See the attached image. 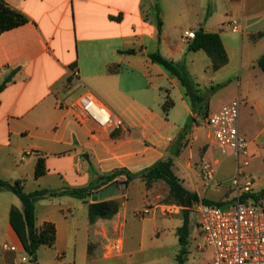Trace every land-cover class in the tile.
<instances>
[{"label": "crops", "instance_id": "1", "mask_svg": "<svg viewBox=\"0 0 264 264\" xmlns=\"http://www.w3.org/2000/svg\"><path fill=\"white\" fill-rule=\"evenodd\" d=\"M6 1L29 21L0 34V83L12 77L0 93V180L21 181L26 193L96 192L112 184L107 178L116 172L139 174L171 160L182 185L205 203L236 201L216 194L225 177L222 168L235 165L237 156L212 144L207 120L239 98L240 133L248 142L244 155L264 156V70L259 65L264 0ZM234 19L240 32L229 26ZM200 29L222 40L228 62L218 70L205 51H189L192 40L183 38L186 30ZM156 52L184 64L190 75L204 76L202 85L218 84L206 124L179 80L151 60ZM222 93L226 97L214 105ZM84 95L96 98L123 125L101 127L80 117L75 104ZM39 159L46 173L37 178ZM205 161L218 163L209 186L201 174ZM125 180L119 175L113 182ZM133 186L141 188L138 200H130ZM169 191L163 180L147 188L134 179L113 198L121 201L120 211L94 224L91 197L89 202L69 195L38 200L36 226L54 224L56 240L38 249L37 264H149L150 256L166 247L178 259L184 207ZM249 199L245 202H254ZM23 209L16 194L0 187V264H34L10 221L13 210ZM194 212L200 232L201 217ZM195 232L189 221L187 254L197 251ZM116 239L122 240L123 252L109 255L105 248Z\"/></svg>", "mask_w": 264, "mask_h": 264}, {"label": "trees", "instance_id": "2", "mask_svg": "<svg viewBox=\"0 0 264 264\" xmlns=\"http://www.w3.org/2000/svg\"><path fill=\"white\" fill-rule=\"evenodd\" d=\"M29 21L28 17L17 9L12 8L6 0H0V34L3 32L23 25ZM161 29V23L159 25ZM189 51H205L212 60L213 69L218 70L228 62V56L225 51L222 40L218 34L206 33L203 29L196 32L195 38L189 44ZM128 53H134L133 50ZM152 61L165 67L179 82L185 87L187 95L192 100L194 112L200 116L209 115V98H206L204 94L200 93V90L195 87L196 84L192 83L189 78L187 69L184 64L175 63L169 59H166L159 52L149 55ZM259 65L264 70V57L260 59ZM12 77H8L4 82L0 83V93L4 90L7 83ZM214 89V88H213ZM192 121H195L192 119ZM173 162L171 160L164 161L156 164L153 167L148 168L146 171L139 174H132L127 171H120L110 175L107 178L108 183H113L114 179L119 175L126 176V182L128 185L134 179L140 178L147 188L159 180H163L169 186V197L177 204L191 205L194 201L199 200V196L187 190L181 180L175 175L172 170ZM46 173L45 162L43 159H39L35 176L37 178L43 176ZM0 187L9 190L16 194L24 205L23 212L13 210L11 213L10 221L20 237L26 252L31 257V262L37 264V251L41 246H52L56 240V230L52 223H46L43 228L36 226V202L45 197H55L69 195L89 202L93 190L90 188H69L63 191L51 192L48 190H36L32 193H26L23 189L21 181L9 183L0 180ZM261 197L264 194H260ZM258 194L246 193L242 196V201L252 198L255 203H258ZM217 205L221 206L220 203ZM122 203L118 199H110L105 201L91 202L89 203V219L90 223L94 224L100 219H111L121 209ZM189 232V217L185 216L184 224L179 230L180 240L183 245L182 253H186V239ZM182 261H179L181 264Z\"/></svg>", "mask_w": 264, "mask_h": 264}, {"label": "built area", "instance_id": "3", "mask_svg": "<svg viewBox=\"0 0 264 264\" xmlns=\"http://www.w3.org/2000/svg\"><path fill=\"white\" fill-rule=\"evenodd\" d=\"M234 32L242 30L238 20L229 24ZM193 31L186 30L183 38H195ZM241 100L234 99L208 117L207 125L212 144L221 153H234L237 158L246 153L248 142L239 128ZM75 108L82 118H89L101 127H120L122 120L114 117L110 110L91 95L81 96ZM218 172L217 161H205L201 165L203 184L211 185ZM239 185V181H236ZM251 182H247L244 192H238L235 202L227 209L204 200L196 201L192 208L200 214V234L204 247L212 249V264H264V209L258 203H246L242 196L251 193ZM110 251L120 254L123 250L121 239L110 243ZM22 261L26 262L27 258Z\"/></svg>", "mask_w": 264, "mask_h": 264}, {"label": "rangeland", "instance_id": "4", "mask_svg": "<svg viewBox=\"0 0 264 264\" xmlns=\"http://www.w3.org/2000/svg\"><path fill=\"white\" fill-rule=\"evenodd\" d=\"M200 68V67H199ZM199 72L200 71H196ZM213 72V71H212ZM213 74V73H212ZM189 78L191 79L192 83L196 84L195 87L200 90V93L204 95H209L208 98H211L219 89L218 84H214L212 86H204L202 82L205 81L204 76H193L190 75L188 72ZM200 75V74H199ZM207 77H210L209 74H206ZM214 88V89H213ZM207 97V96H206ZM226 97V94H220L215 96L213 100V104H217L221 99ZM213 111V109H211ZM200 120L202 123L206 124V118L204 115H200ZM217 148V147H216ZM218 149V148H217ZM219 150V149H218ZM235 165H225L222 168L224 171V179L221 180L219 185L221 186L219 191L216 193L217 195H225L228 194V197H236L238 192L243 193L245 184L247 182H251V193L258 194V205L264 209V196L261 198L260 194H264V156L255 157L251 159L248 155H244L243 153L240 155L239 159H234ZM247 162V163H246ZM239 181V185L236 183ZM141 192V188L137 186L130 187L128 190L130 200H138L139 195ZM74 200V199H72ZM250 201L253 199L250 198ZM254 201V200H253ZM230 201L221 202L220 205L223 209H227L229 207ZM183 206L182 211V219L185 216L189 217L190 224H192L193 228L196 229L195 232V239H196V248L197 251L194 254H187L182 253L183 245L180 246L179 251L177 252L178 259L176 258L175 254H172V251L166 247L161 253L153 254L150 256L149 264H179L181 260V264H212L213 256H212V249L209 247H204L201 234L197 229V221L199 220L198 214L194 212V209L191 205H181ZM132 241L128 239V245H131ZM100 247V243L97 245ZM130 248V247H129ZM110 242L107 244L105 248L106 253L109 255H116L110 251ZM102 251V247H101ZM104 252V250H103ZM123 250L120 252L122 253ZM156 258H160L158 260H154Z\"/></svg>", "mask_w": 264, "mask_h": 264}, {"label": "water", "instance_id": "5", "mask_svg": "<svg viewBox=\"0 0 264 264\" xmlns=\"http://www.w3.org/2000/svg\"><path fill=\"white\" fill-rule=\"evenodd\" d=\"M127 187H128V182L126 181L113 182L112 184L106 186L105 188L99 191L93 192L91 194V200L93 202H98V201H105V200L113 199L119 196L122 193V190Z\"/></svg>", "mask_w": 264, "mask_h": 264}]
</instances>
